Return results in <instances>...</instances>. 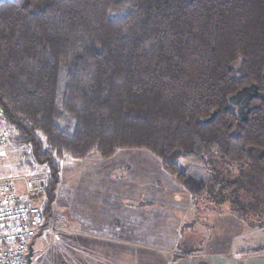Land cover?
Segmentation results:
<instances>
[{
  "label": "trees",
  "instance_id": "trees-1",
  "mask_svg": "<svg viewBox=\"0 0 264 264\" xmlns=\"http://www.w3.org/2000/svg\"><path fill=\"white\" fill-rule=\"evenodd\" d=\"M254 84L264 94V0L0 2V107L30 149L19 169L44 167L47 222L66 154L148 150L195 199L206 182L183 162L264 161V95L242 123L228 102Z\"/></svg>",
  "mask_w": 264,
  "mask_h": 264
},
{
  "label": "rangeland",
  "instance_id": "rangeland-1",
  "mask_svg": "<svg viewBox=\"0 0 264 264\" xmlns=\"http://www.w3.org/2000/svg\"><path fill=\"white\" fill-rule=\"evenodd\" d=\"M6 131L9 137L0 151V177L44 176L42 166L35 173L19 169L27 161L30 149L13 141L18 136L15 130ZM61 165L62 181L53 222L57 226L52 234L36 238L33 264H264V161L251 159L249 164L233 168L215 158L208 169L182 163L188 176L206 182L208 192L180 219L187 223L222 225L204 229L199 226V231L192 233L185 230L183 235L186 242L189 240V247H176L179 229L174 226L176 210L172 203H176L173 193L178 181L150 151L120 150L109 159L96 153L84 159L66 154ZM125 199L131 203L141 201L139 205L144 199L154 202L151 211L142 214L145 226L133 228L134 215L129 216V232L120 229L113 233L109 226L76 225L77 216L88 223L92 218L94 222L105 221L108 214L111 217L116 213L111 202ZM216 210L220 211V218L214 220ZM232 213L241 218L242 224L234 226L233 222H239L232 218ZM89 227L99 231L95 232L99 236L105 231L106 237L94 239L92 236L96 234ZM142 236L146 237L138 239ZM202 238H205L204 252L183 255L194 248L198 250Z\"/></svg>",
  "mask_w": 264,
  "mask_h": 264
},
{
  "label": "built area",
  "instance_id": "built-area-1",
  "mask_svg": "<svg viewBox=\"0 0 264 264\" xmlns=\"http://www.w3.org/2000/svg\"><path fill=\"white\" fill-rule=\"evenodd\" d=\"M6 129L0 107V151L8 143ZM45 184L40 174L0 177V264H28L36 238L54 232L43 213Z\"/></svg>",
  "mask_w": 264,
  "mask_h": 264
},
{
  "label": "crops",
  "instance_id": "crops-1",
  "mask_svg": "<svg viewBox=\"0 0 264 264\" xmlns=\"http://www.w3.org/2000/svg\"><path fill=\"white\" fill-rule=\"evenodd\" d=\"M175 183H176L175 186L177 187V190H175L176 192L173 193V194H174V197L176 196V203L173 202L172 206L176 210V211H174V214H175L174 219H175V222H176L174 224V226H176L175 229H179V231L177 232V236L179 235V239L176 242V247H179V246H182V245H184L186 247H189L190 246V243H188L189 240L187 239V242H186L185 241V237L183 235V233H185V230H188V231H190L192 233V231H199L198 230L199 226H200L201 229H204L205 226H219L220 224H218L216 222V224L215 223H213V224H209L208 223V225H206V224L202 225V224H198V222L187 223V222L183 221L182 219H180V217L183 215V213H185L186 210H189V207H192V206L196 205L195 201H199L200 199L193 198L187 191H185L183 189V187L181 186V184L179 182H175ZM59 188H58V190H59ZM185 192H186V194H184ZM58 199L59 198H58V193H57L56 203L58 202ZM129 202H130L129 199H125L124 201H120L119 200L118 202H111V208H112V210L115 209L116 213L114 215H112L111 217L108 214L105 221L104 220H100V221L97 220V221L94 222L93 218H92V219H90V221L88 223L87 220L83 221L81 218H79L77 216L76 225L77 226H109L108 229L111 230L113 233H116V231H118L120 229H125L127 232H129L131 230L130 226H129V222H130L129 221V216L130 215H134L135 224H132L131 226L132 227L133 226H145V223H144V220H143L144 217L142 216V214L145 211L150 212L151 209H152V206H154V204H153L154 202L149 200V199H144L142 201L143 203L140 204V205H139V203L141 201H139L138 203H131V202L129 203ZM56 203H55V205H56ZM149 203H151L152 205L151 206H147L146 204H149ZM218 212H220V211L216 210L215 216H212V218L214 220L217 219V218L218 219L220 218V215L218 214ZM230 215H232L233 219H235L237 222H239V223L233 222L234 226H239L240 224H242L241 218L238 215H236V213H232ZM55 217L56 216H54V213H53V216L48 221V223H53L54 220H55ZM181 221H183L184 224H182ZM54 226H57L56 222H55ZM220 226H222V225H220ZM259 228H261L260 225H259ZM132 230H135V229H132ZM91 231L93 232V234H96L95 232H99V231H94V229H91ZM104 232L100 236L96 234V235H93L92 237L94 239H96V238L104 239L106 237L104 235ZM107 233H108V231H107ZM136 234H137V232H136ZM177 236H176V238H177ZM145 237L146 236H142L141 238L139 237L138 239L143 240V238H145ZM87 238H89V235L87 236ZM107 238H110V237H107ZM112 238H114V237H112ZM201 240H202V244L200 245V248L198 247L199 248L198 251L196 253H194L193 255H197L198 253L204 252L203 248L205 246V243H204L205 238H202Z\"/></svg>",
  "mask_w": 264,
  "mask_h": 264
},
{
  "label": "water",
  "instance_id": "water-1",
  "mask_svg": "<svg viewBox=\"0 0 264 264\" xmlns=\"http://www.w3.org/2000/svg\"><path fill=\"white\" fill-rule=\"evenodd\" d=\"M264 94H260L259 87L254 84L251 86L244 87L238 91L235 95L230 96L228 99L229 105L236 108L237 118L239 123H242L248 119L250 114V104L254 98H259ZM33 247L30 248L28 255V264H33Z\"/></svg>",
  "mask_w": 264,
  "mask_h": 264
}]
</instances>
